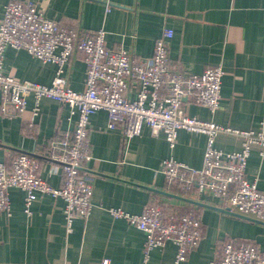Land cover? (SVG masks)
I'll return each mask as SVG.
<instances>
[{
  "label": "crops",
  "instance_id": "0c3cea01",
  "mask_svg": "<svg viewBox=\"0 0 264 264\" xmlns=\"http://www.w3.org/2000/svg\"><path fill=\"white\" fill-rule=\"evenodd\" d=\"M9 0H0V18ZM45 16L79 32L106 31L107 45L126 49L134 57H151L166 27L172 67L200 74L221 66L220 108L191 103L188 112L234 129L255 130L264 122V0H33ZM56 64L43 62L24 49L8 47L4 70L21 79L51 84ZM87 67L83 53H74L66 65L69 85L85 89ZM1 100V94H0ZM24 117L0 115V160L26 152L41 161V175L60 187V165L48 157L47 147L56 135L74 128L77 116L66 104L43 98L40 113ZM27 121H34L31 128ZM105 110L90 117L92 158L82 172L91 176L93 207L88 215L76 214L69 226L65 201L50 194L39 196L32 214L25 211L26 193L10 189L11 211L0 213V264H174L177 247L172 241L156 246L146 257V234L109 209L141 213L160 202L166 213L195 208L203 221V237L182 264H212L220 243L229 238L255 242L264 251V221L218 210L219 199L202 196L196 205L179 198L166 183L162 162L168 157L200 168L207 147L204 133L180 130L175 147L164 133L154 136L145 126L140 136L125 139L121 128L108 129ZM241 138L220 133L216 146L238 150ZM264 192V148L252 147L246 170Z\"/></svg>",
  "mask_w": 264,
  "mask_h": 264
},
{
  "label": "built area",
  "instance_id": "2783aa9c",
  "mask_svg": "<svg viewBox=\"0 0 264 264\" xmlns=\"http://www.w3.org/2000/svg\"><path fill=\"white\" fill-rule=\"evenodd\" d=\"M173 35V29L166 27L151 57H134L126 49L109 47L104 29L79 32L68 28L45 16L33 0L6 3L0 18V115L24 117L32 97L30 111L35 116L40 113L42 99L50 98L66 104L77 119L72 131L56 135L47 147L48 157L60 165L62 186L55 187L42 177L41 161L31 153L19 152L8 161L0 160V213L11 211L10 189L18 187L26 193L24 205L29 215L33 202L46 194L65 201L69 226L76 214L88 215L93 207L94 186L82 166L92 158L90 117L105 110L107 128H121L125 139L140 136L147 126L154 136L164 133L174 148L182 129L206 134L202 167L168 157L162 162L166 183L187 198L212 196L219 199L221 208L264 221V192L257 178L250 179L246 173L252 147L264 148V122L258 131L242 130L190 115L191 103L211 112L220 108L225 71L221 66H212L194 74L172 67L168 39ZM8 47L24 49L43 62L56 64L52 83L5 72ZM76 52L83 53L87 67L85 89L80 91L69 85L66 76V65ZM27 122L31 128L36 125ZM220 133L239 136L240 148H218L216 137ZM109 211L146 234V257L150 249L172 241L177 247L174 264H182L203 237L202 217L195 208L166 213L162 203L151 202L141 213L115 207ZM212 264H264V251L253 241L229 238L216 249Z\"/></svg>",
  "mask_w": 264,
  "mask_h": 264
},
{
  "label": "water",
  "instance_id": "95a60500",
  "mask_svg": "<svg viewBox=\"0 0 264 264\" xmlns=\"http://www.w3.org/2000/svg\"><path fill=\"white\" fill-rule=\"evenodd\" d=\"M179 198H181L182 200H185L187 202H191L193 204H196V205H203V203L197 201V200H194V199H190V198H187V197H182L180 196ZM218 210H221V211H224V212H227V213H230L232 215H236V216H240V217H244V218H248V219H252L251 217L249 216H245V215H242V214H239V213H236V212H232V211H229V209L227 208H221V207H216ZM257 220V219H256Z\"/></svg>",
  "mask_w": 264,
  "mask_h": 264
},
{
  "label": "rangeland",
  "instance_id": "374dc122",
  "mask_svg": "<svg viewBox=\"0 0 264 264\" xmlns=\"http://www.w3.org/2000/svg\"><path fill=\"white\" fill-rule=\"evenodd\" d=\"M203 196H207V195H203ZM219 204H220V201H219Z\"/></svg>",
  "mask_w": 264,
  "mask_h": 264
}]
</instances>
